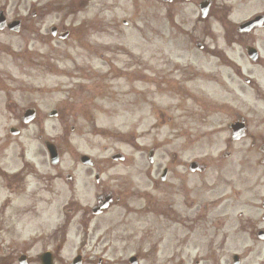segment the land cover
Wrapping results in <instances>:
<instances>
[{
	"label": "flooded vegetation",
	"instance_id": "af4514ba",
	"mask_svg": "<svg viewBox=\"0 0 264 264\" xmlns=\"http://www.w3.org/2000/svg\"><path fill=\"white\" fill-rule=\"evenodd\" d=\"M120 3L152 19H100ZM0 13V152L21 161L0 164V264L56 262L65 246L63 264H264V0H0ZM129 26L137 40L102 45V27ZM85 122L96 135H74ZM75 139L87 165L24 160Z\"/></svg>",
	"mask_w": 264,
	"mask_h": 264
},
{
	"label": "rangeland",
	"instance_id": "374dc122",
	"mask_svg": "<svg viewBox=\"0 0 264 264\" xmlns=\"http://www.w3.org/2000/svg\"><path fill=\"white\" fill-rule=\"evenodd\" d=\"M148 3H152V1H147ZM123 4H119L116 8L113 9H109L108 5L102 7L101 11H100V19L105 20V21H110V20H115V21H119V20H145V19H152L151 14H152V10L148 9L146 12H137L134 9H127L124 10L123 8ZM136 8V7H135ZM95 14V12L91 11L89 13V18H91L93 15ZM119 32L118 33H112L111 35L113 37H109V33H110V28H103L102 29V33H101V43L102 45H114V42L117 41L116 38L119 37H124L126 38L127 36L131 35V40L134 39H138L142 34L140 32L141 29H136V28H129V32L130 33H126L125 31L121 28L118 29ZM122 44L127 47V43L126 42H122ZM47 50L46 45H39L38 44V51L40 52H44ZM5 64V60L2 58L0 60V70H1V66L3 65V62ZM122 59L120 57H117V61L120 62ZM7 67L10 68L12 70V66L7 64ZM12 77H16L14 74H12ZM36 82L40 83V84H56V83H64L65 80L63 78H55L52 77L50 75H46L44 73L38 74L36 77ZM125 121L123 120H116V121H108V120H101L98 121L96 123V127L97 128H101L104 129L106 131H110L112 130L113 127L116 128H121L123 130L124 126H125ZM77 127L79 128L78 132L75 135H96L93 131V126L90 124H78ZM65 133L68 134V129L65 130ZM51 136H56V135H51ZM10 140L11 143H16L18 140L12 139V138H8ZM0 140H3V135H0ZM77 139L74 140L73 144L75 149L73 151L67 152L66 154L63 155V158L61 160L60 166L57 169L54 168H50L47 160H46V156L45 154L42 155V158H32L31 156H29V161L35 165L38 166L39 164L41 165V171L48 169L50 171V173L56 174L59 173L60 171H64V170H69L71 171V169L73 168V166H75L76 162V154L77 153H81V151L78 149V145H77ZM5 154H9V153H0V164H5V166L8 165H13V164H18V159L17 156H11L9 157V159L4 158L3 156ZM44 167H43V166ZM78 167V166H77ZM11 170L12 167H9ZM39 169V168H38ZM60 170V171H59ZM60 174V173H59ZM78 183H75V188H77ZM66 186L64 185V182L61 179H56L52 182L51 184V190H52V196H53V200L56 201L57 200H61V196L64 195V191H66ZM57 195V196H56ZM68 195H70V193H68ZM75 198L78 200L81 198L82 194L80 192H76L74 193ZM59 215H58V209L57 206L55 205V203H52V210H51V215H50V220L49 223H51V229H55V222L58 219ZM38 253V250L35 252H31L32 255ZM75 254V247L74 246H65L63 248V250H61L58 253V259H56V264H63L62 261L64 259H70L73 255Z\"/></svg>",
	"mask_w": 264,
	"mask_h": 264
},
{
	"label": "water",
	"instance_id": "95a60500",
	"mask_svg": "<svg viewBox=\"0 0 264 264\" xmlns=\"http://www.w3.org/2000/svg\"><path fill=\"white\" fill-rule=\"evenodd\" d=\"M52 158H55V156L52 154ZM43 264H52L51 263V260H50V258L49 259H46L44 262H43Z\"/></svg>",
	"mask_w": 264,
	"mask_h": 264
}]
</instances>
